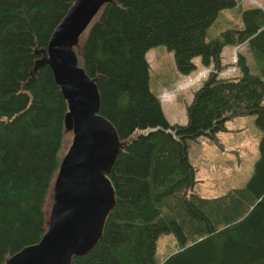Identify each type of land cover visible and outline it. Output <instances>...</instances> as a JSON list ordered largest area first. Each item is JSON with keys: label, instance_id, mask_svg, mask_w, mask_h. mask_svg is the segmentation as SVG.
Masks as SVG:
<instances>
[{"label": "trees", "instance_id": "trees-1", "mask_svg": "<svg viewBox=\"0 0 264 264\" xmlns=\"http://www.w3.org/2000/svg\"><path fill=\"white\" fill-rule=\"evenodd\" d=\"M72 2L0 0V264L46 231L44 206L65 153L58 154L66 104L47 64L32 79L29 71ZM232 4L108 0L88 23L81 54L73 46L76 64L96 84L98 112L122 146L106 174L113 205L102 232L68 264H264V8L244 10L240 29L206 39L218 11ZM243 43L258 73L237 52L240 76L217 77L222 47ZM158 44L184 75L195 56L212 67L186 106L184 125L168 124L148 89L144 53ZM247 115L261 132L250 177L216 198L199 197L186 139L204 135L226 148L215 133ZM169 232L178 250L158 263L155 242Z\"/></svg>", "mask_w": 264, "mask_h": 264}, {"label": "water", "instance_id": "water-1", "mask_svg": "<svg viewBox=\"0 0 264 264\" xmlns=\"http://www.w3.org/2000/svg\"><path fill=\"white\" fill-rule=\"evenodd\" d=\"M106 1L73 0L30 68V79L44 64L51 69L66 104L63 126L72 138L53 183L45 233L5 264H68L71 255L85 253L95 244L109 216L113 187L106 174L122 143L98 112L96 84L76 64L72 49Z\"/></svg>", "mask_w": 264, "mask_h": 264}, {"label": "rangeland", "instance_id": "rangeland-1", "mask_svg": "<svg viewBox=\"0 0 264 264\" xmlns=\"http://www.w3.org/2000/svg\"><path fill=\"white\" fill-rule=\"evenodd\" d=\"M232 2V6L221 8L208 25L205 30L206 39L217 37L225 29H240L243 25L241 14L244 10L252 7L264 8V0H232ZM84 30V33L78 36L75 45L78 54H81L82 40L88 30V25ZM241 45L222 47L219 59L222 67L217 71V77L237 78L240 76L235 65L237 52L245 57L249 72L258 73L246 44ZM144 56L148 64V89L159 101L166 122L170 125H184L186 106L190 103L193 92L203 84L212 67L202 66L199 57L195 56L192 58L195 68L184 75L176 68L172 51L167 50L162 44L148 48ZM260 104L264 106V96ZM224 125L226 131L216 132L215 136L224 144L223 147L227 146L226 148H217L211 142L212 139L204 135L195 139H186L188 162L195 170L193 191L203 199L216 198L231 186L240 188L250 177L257 157L256 145L261 132L254 125L253 116L231 118L225 121ZM237 129L240 130L236 131ZM146 131L147 129L141 130L143 133ZM71 138L72 132L64 127L58 154L61 155L67 151ZM52 193L53 189L50 193L48 192L44 206L46 217L49 214ZM175 242L176 239L172 232L158 237L154 245L155 261L161 263L171 253L176 252L178 247Z\"/></svg>", "mask_w": 264, "mask_h": 264}, {"label": "crops", "instance_id": "crops-1", "mask_svg": "<svg viewBox=\"0 0 264 264\" xmlns=\"http://www.w3.org/2000/svg\"><path fill=\"white\" fill-rule=\"evenodd\" d=\"M239 46H242V45L240 44V45H238V46H236V47H239Z\"/></svg>", "mask_w": 264, "mask_h": 264}]
</instances>
